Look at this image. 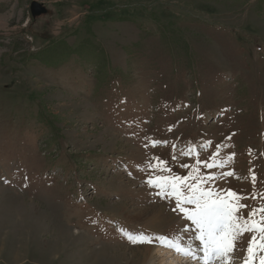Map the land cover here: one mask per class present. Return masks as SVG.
I'll return each instance as SVG.
<instances>
[{"label":"rangeland","instance_id":"374dc122","mask_svg":"<svg viewBox=\"0 0 264 264\" xmlns=\"http://www.w3.org/2000/svg\"><path fill=\"white\" fill-rule=\"evenodd\" d=\"M32 2L46 13L33 17ZM209 140L199 158L229 145L220 156L235 153L244 178L219 188L264 192V0H0V264L167 251L121 235L189 224L137 166L156 156L185 175L196 158L173 159L172 144ZM20 201L28 211L13 214ZM148 206L163 222L133 223Z\"/></svg>","mask_w":264,"mask_h":264},{"label":"snow or ice","instance_id":"6c2138e0","mask_svg":"<svg viewBox=\"0 0 264 264\" xmlns=\"http://www.w3.org/2000/svg\"><path fill=\"white\" fill-rule=\"evenodd\" d=\"M149 144L155 148L167 146L169 141L151 139ZM211 145L210 140L199 145L189 142L179 149L172 144L173 159H176L177 151L182 156L196 158L195 163L181 166L188 170L185 175L173 172L167 160L156 156L149 157L144 167L137 166L147 173L145 183L148 187L156 189L161 199L174 201L172 210L182 214L189 224L165 235L123 228L121 235L132 245H156L198 264H264V192L253 191L245 195L233 189L219 188L217 182L227 177L244 178L229 167L234 163L235 153L220 156L221 150L229 145L217 144L213 154L207 160H201L198 149L207 150ZM213 169L219 170V174L210 171ZM249 171L248 178L255 189L257 178L252 170ZM247 200L255 203H244ZM245 234L250 238L246 248L241 249L239 244ZM241 251L242 257L236 255Z\"/></svg>","mask_w":264,"mask_h":264},{"label":"bare ground","instance_id":"6f19581e","mask_svg":"<svg viewBox=\"0 0 264 264\" xmlns=\"http://www.w3.org/2000/svg\"><path fill=\"white\" fill-rule=\"evenodd\" d=\"M18 207H16V211L13 212V214L19 212L20 214H24L25 212H27L28 210L25 208L26 204L23 203L22 201L18 202ZM31 206V209L32 211H35V207L33 205H29ZM28 206V207H29ZM146 206V205H145ZM150 207V206H148ZM154 207H150L148 210L145 209V211H142L141 213H138L134 220H136V222H133V223H137L138 225L142 226L143 228H149V227H152L153 225L156 226V224L160 223V222H163V218H161V216H158L157 215V211H155L153 209ZM135 211V210H134ZM139 211V210H138ZM1 212V211H0ZM29 212H30V208H29ZM106 212V211H105ZM157 212V213H156ZM34 214V213H33ZM32 214V215H33ZM37 214V213H36ZM5 215V214H4ZM45 216V215H44ZM25 219L27 218L25 215L23 216ZM32 217V216H31ZM40 220L42 219V215H38L36 218L34 219H37ZM53 218V217H52ZM33 219V218H31ZM31 219H29L31 221ZM12 223V222H11ZM15 224V223H14ZM20 225V224H19ZM140 228V227H139ZM59 233L60 231H66V230H63L62 228H59L58 229ZM249 237L248 234H245V236L242 238L247 240V238ZM243 247V246H242ZM139 253L141 254V256H143L144 258V263H147V262H150V261H153L154 263L156 264H182V262H188L189 264V261H187L185 258L181 257L180 255H177L176 253H174L173 251L171 250H165V251H156V253H154L152 255L151 258H149V251L146 249V248H143L141 250H139ZM18 258V257H17ZM143 260V259H142ZM192 264H196L195 261L192 262Z\"/></svg>","mask_w":264,"mask_h":264},{"label":"water","instance_id":"95a60500","mask_svg":"<svg viewBox=\"0 0 264 264\" xmlns=\"http://www.w3.org/2000/svg\"><path fill=\"white\" fill-rule=\"evenodd\" d=\"M30 11L33 17H38L46 13V9L37 2L31 3Z\"/></svg>","mask_w":264,"mask_h":264}]
</instances>
